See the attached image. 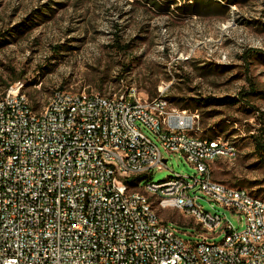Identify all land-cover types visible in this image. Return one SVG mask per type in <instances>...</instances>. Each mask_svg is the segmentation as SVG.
<instances>
[{
	"label": "built area",
	"instance_id": "built-area-1",
	"mask_svg": "<svg viewBox=\"0 0 264 264\" xmlns=\"http://www.w3.org/2000/svg\"><path fill=\"white\" fill-rule=\"evenodd\" d=\"M25 86L0 94V264H264V199L213 177L211 163L237 146L198 136L199 114L171 105L168 85L154 98L124 79L58 89L40 109ZM162 149L197 174L147 179L167 168ZM194 190L240 214L244 230L204 211ZM159 208L192 216L198 239Z\"/></svg>",
	"mask_w": 264,
	"mask_h": 264
},
{
	"label": "rangeland",
	"instance_id": "rangeland-1",
	"mask_svg": "<svg viewBox=\"0 0 264 264\" xmlns=\"http://www.w3.org/2000/svg\"><path fill=\"white\" fill-rule=\"evenodd\" d=\"M186 4L0 0V94L18 77L33 107L40 109L58 89H102L124 79L154 98L168 85L171 105L199 114L198 136L229 139L238 148L235 159L211 163L214 179L264 199V155L255 142L264 143V0H236L227 14L212 10L209 16H186L180 10ZM249 50L254 52L245 57ZM253 88L255 95L240 97ZM173 99L192 104L183 108ZM162 150L167 168L151 169L147 179L151 174L154 182L197 174L183 155ZM192 195L204 211L225 215L237 231L244 230L240 214L201 191ZM157 210L183 239H198L192 216L173 208Z\"/></svg>",
	"mask_w": 264,
	"mask_h": 264
},
{
	"label": "trees",
	"instance_id": "trees-1",
	"mask_svg": "<svg viewBox=\"0 0 264 264\" xmlns=\"http://www.w3.org/2000/svg\"><path fill=\"white\" fill-rule=\"evenodd\" d=\"M170 2H176V0H170ZM236 0H229L228 3L225 2V4H221L217 2L216 0H187V4L184 7H181L180 10L183 14L186 16H209L211 15L212 10H216L221 12L222 14H227L229 10L230 4H235ZM164 11L170 10L169 7L163 9ZM121 47V46H120ZM128 49V46H122L121 50L126 51ZM254 52L253 50H249V52L246 53L245 57H248L250 53ZM18 77L13 79V82L18 81ZM10 84H6V88L9 87ZM255 95L256 94V88H253L250 92H241L240 97L246 98L249 95ZM173 102L176 105H180L183 108H190L191 102L186 101L185 103H182L179 100L173 99ZM197 102V101H195ZM221 105L226 104V100L218 101ZM249 105V104H248ZM195 108V107H194ZM252 108V107H250ZM221 125V124H220ZM256 142V151L260 153L261 155H264V143L259 138H255Z\"/></svg>",
	"mask_w": 264,
	"mask_h": 264
}]
</instances>
